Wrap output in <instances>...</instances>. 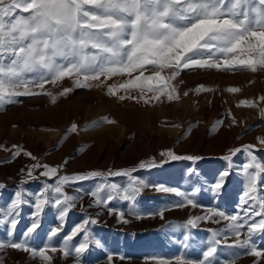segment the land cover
<instances>
[{
	"label": "rangeland",
	"instance_id": "374dc122",
	"mask_svg": "<svg viewBox=\"0 0 264 264\" xmlns=\"http://www.w3.org/2000/svg\"><path fill=\"white\" fill-rule=\"evenodd\" d=\"M222 60L221 55V64ZM147 67L145 76L159 70ZM161 74L167 77L171 70L164 69ZM138 75L139 70L108 80L102 76L100 84L73 74L55 84L46 83L43 94L15 97L17 103L0 110V221H4L0 223V241L25 239L24 233L35 222L37 227L28 238V245L37 250L45 246L60 249L65 244L64 237L71 235L85 219L96 221L85 225L89 247L84 252L78 257L75 253L84 240L81 232L67 242L71 255L48 252L52 256L51 264H161L162 261L177 264V257L198 262L204 259L203 252L213 232L223 230L228 243L233 242L235 237L227 231L230 221L211 213L215 210L243 216V209L252 204L244 196L247 178L243 166L251 162L248 152L264 165V143L260 142L264 140V99H261L264 70L184 69L170 82L166 81L168 91L176 90L172 101L164 95L149 103L128 98L142 94L145 99L154 96L146 87L143 93L140 88H119ZM77 80L90 86L79 87ZM108 85L117 86L116 95L107 94ZM152 86L161 85L153 81ZM64 88L72 91L58 95ZM229 88L238 91L230 92ZM47 93L56 96L55 102ZM121 95L126 98L120 100ZM241 101L255 106L242 105ZM104 117L115 123L101 122ZM73 124L75 131H68ZM248 145L252 147L245 151ZM14 152L19 154L13 156ZM169 152L198 159H172ZM141 162L144 167L140 166ZM37 164L56 168L57 172L43 176L41 173L47 169H32ZM124 170H131L130 176L146 187H141L134 200H122L105 188L99 196L107 200L111 192L114 198L96 204V198L89 193L98 185L116 184L122 191L132 183L130 176L107 175ZM225 171L228 175L221 188L214 191L212 185ZM91 172L105 175L74 179ZM59 176L70 178L62 190L65 195L76 197L71 202L74 206L61 219L59 206L53 207L54 201H50L34 215L37 194L45 193L46 185L55 186ZM258 185L260 195L264 196V174L258 178ZM156 186L176 189L185 195L157 191ZM17 191L26 203L20 205L18 214H13L17 224L9 237L12 217L5 219L4 214ZM46 195L56 194L48 190ZM188 199L195 206L189 205ZM178 204L183 206L177 207ZM256 208L259 210L258 204ZM196 217L206 218L196 220ZM189 218L196 227L187 224ZM253 219L258 221L261 217ZM54 228L59 232L49 239ZM246 231V228L241 230V238ZM252 240L258 249L264 250V232H256ZM238 253L242 250L222 244L211 258L212 264H225ZM254 261L264 264L260 258L243 254L235 264ZM0 264L45 262L23 250L6 248L0 250Z\"/></svg>",
	"mask_w": 264,
	"mask_h": 264
},
{
	"label": "snow or ice",
	"instance_id": "6c2138e0",
	"mask_svg": "<svg viewBox=\"0 0 264 264\" xmlns=\"http://www.w3.org/2000/svg\"><path fill=\"white\" fill-rule=\"evenodd\" d=\"M218 53L223 57L222 64L221 55H217ZM147 66H154L159 70L145 76L144 72L149 70ZM192 67L216 69L223 67L233 71L253 72L258 69L264 70V0H0V110H4L5 105L17 103L15 97L43 94L46 83L55 84L66 76L83 75L84 81L95 80L102 84L103 81L100 80L102 76L104 80H108L112 76L122 73L130 75L138 70V76L120 84L119 88L125 90L130 87L140 88L143 93L146 87L154 96L145 99L142 94L139 97L128 98L149 103L152 99L158 100L166 95L167 99L172 101L176 90L173 88L168 91L166 81L170 82L182 70ZM164 69H170L171 74L163 76L161 72ZM139 81L143 83H138ZM153 81L161 86L153 87ZM75 83L79 87L90 86L79 80ZM116 87L108 85L107 94L116 95ZM34 88H38L39 91H34ZM71 91L70 88H64L58 95H66ZM228 91L235 92L238 89L229 88ZM47 94L51 96L52 102H55L56 96ZM125 98L123 95L119 96L120 100ZM175 98L178 99V96ZM240 103L255 106L250 102ZM101 122L115 123L107 117L102 118ZM75 129L76 125L73 124L68 131ZM260 142L264 143V140ZM251 147L245 146V151ZM235 151L238 152L240 149ZM18 154L19 152H14L12 155ZM168 155L172 159H198L179 157L171 152ZM248 155L251 162L243 166L247 178L244 196L248 197L252 204L243 209V216L226 215L215 210L211 213L212 216L218 215L230 221L227 231L235 239L229 244L228 237L222 235L223 230L215 231L209 237L208 247L203 252V260L193 262L177 257V264H212L211 258H214L218 246L222 244L242 250V253L236 254L233 260L225 264H235L241 254L264 260V250L258 249L252 240L256 232H264V196L260 195L258 185V178L264 174V165L256 162L251 152H248ZM140 166L144 167V162H141ZM36 167L47 169L41 173L43 176L55 175L57 172L56 168L48 165L37 164L33 165L32 169ZM32 169L28 170L29 176L32 175ZM130 171L109 172L107 175L130 176ZM102 175L105 174L91 172L76 176L74 179L85 180ZM227 175V171L220 174V178L212 185L214 191L221 188ZM69 179L66 176H59L55 186L46 185L45 193L37 194L33 205L37 210L34 215H38L47 203L54 201L52 206H59L60 218L64 217L68 209L74 206L71 202L76 199L63 193V184ZM130 179L132 183L122 191L116 184H100L89 195L96 198V204L107 203L114 198L111 192L107 200L101 198L99 194L105 188H109L122 200H134L141 187L146 185L137 182L134 177L130 176ZM48 190L56 195L48 197L46 195ZM156 190L174 192L181 197L185 195L176 189L163 186H156ZM15 196L4 214L5 219L12 217L8 230L9 237L13 234L11 229L17 224L13 214H18L20 205L26 203L20 191H17ZM187 203L193 205L191 199H188ZM257 204L259 210L256 208ZM160 215L163 216V212ZM256 216L261 219L258 221L253 219ZM2 222L4 221H0ZM89 223L96 221L85 219L72 230L71 235L64 237L65 244L62 248L45 246L37 250L27 243L30 234L37 227L34 222L24 233L25 239L19 242L12 239L0 241V250L6 248L23 250L34 257L39 256L45 264H51L52 256L48 252L59 251L64 256L71 255L67 242L83 232L84 240L75 248L78 257L89 247L88 230L85 227ZM187 224L196 227L192 218H189ZM245 228L247 231L241 238V230ZM58 232L59 229H52L49 239L55 237ZM161 264L167 262L162 261ZM253 264L258 262L254 261Z\"/></svg>",
	"mask_w": 264,
	"mask_h": 264
}]
</instances>
